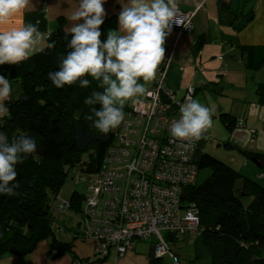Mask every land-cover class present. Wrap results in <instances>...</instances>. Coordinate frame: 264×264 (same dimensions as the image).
<instances>
[{
	"label": "trees",
	"instance_id": "16d2710c",
	"mask_svg": "<svg viewBox=\"0 0 264 264\" xmlns=\"http://www.w3.org/2000/svg\"><path fill=\"white\" fill-rule=\"evenodd\" d=\"M117 25V15L105 16L100 28L101 39L105 40L108 30L117 29ZM203 38L197 45L203 43ZM70 39L71 33L65 30L60 20L58 27L49 33L46 44L35 55L18 65H0V75L19 88L18 94H12L11 99L5 102L10 117L0 120V132L6 133L10 141L19 135L30 136L38 145L37 152L17 165L18 175L14 183H19V187L15 190L16 194H0V259L8 255L16 256L21 264H33L30 256L44 240L50 241L48 256L51 259L73 251L74 241L64 238L66 234H71L69 229L73 228L67 225L65 219L59 221L51 209L71 171H74V179L89 177L88 184L99 174L107 163L105 161L112 147L123 144L119 135L121 126L135 112V104L127 103L124 107L125 120L107 135L89 126L90 122L84 117L92 106L86 105L84 101L93 91L100 90L97 83L92 81L86 88L78 85L57 88L48 76L50 71H59L61 57L70 51ZM49 44L53 47L49 48ZM261 47L264 49V46ZM255 48L259 50L260 46L245 50L251 52ZM249 66L261 68L264 58L261 57L257 65ZM87 78L91 80V77ZM165 89L174 95L171 89ZM193 89L192 99L196 93V88ZM186 93L187 89L181 99L176 97V102L180 104L173 103L169 114L179 116V108L186 102ZM257 93L260 104L264 105V84L258 86ZM161 97L167 100L164 89ZM220 114L225 123L224 132L229 138L234 130L235 117L228 111ZM132 138L137 141L140 139L134 135ZM219 138L211 137L208 131L197 143L192 163L198 167V176L201 171L207 172L202 181L183 185V198L178 205L181 218L188 211L195 212L199 218L198 228L189 233L195 237V258L190 264H264V184L258 178L238 170L219 154L202 148L207 140L214 141L218 146L222 144L227 150L239 148L230 139L219 141ZM132 147L135 149V146ZM251 155L264 158V153ZM117 184L124 191V181L119 180ZM87 194V187L85 193L75 189L68 200L59 201L56 206L59 211L70 208L82 213L80 232L74 236L76 240H86L83 238V227ZM116 195L120 194L106 193V196ZM161 234L168 251L161 257L154 254L150 264H168L163 262L167 254L172 256L175 264H181V257L172 245L185 235L169 230H162ZM151 237L156 239L153 245H157L155 235L146 239L135 238L134 247L124 257L109 248L106 255L95 250L93 257L75 258L73 264L104 262L112 254L116 261L122 260L128 253L137 251L136 239L148 240Z\"/></svg>",
	"mask_w": 264,
	"mask_h": 264
},
{
	"label": "clouds",
	"instance_id": "9594fccd",
	"mask_svg": "<svg viewBox=\"0 0 264 264\" xmlns=\"http://www.w3.org/2000/svg\"><path fill=\"white\" fill-rule=\"evenodd\" d=\"M105 2L79 0L68 17L73 22L68 29L70 51L61 57L59 71H50L48 76L57 88H86L95 81L100 90L84 101L92 106L84 119L91 128L107 135L125 120L124 107L129 101L149 94L145 85L157 78L165 61L166 39L173 25L181 23L179 0H120L119 27L110 28L102 40ZM33 7L32 0H0V65H18L37 53L43 38L39 21L19 26L10 23ZM12 93V82L0 75V120L10 117L5 102ZM214 111V107L188 98L179 108L178 119L171 123V137L180 141L182 148L193 149L213 126ZM37 150L36 140L30 136L19 135L10 141L6 133L0 132V194H16L17 165Z\"/></svg>",
	"mask_w": 264,
	"mask_h": 264
},
{
	"label": "crops",
	"instance_id": "0c3cea01",
	"mask_svg": "<svg viewBox=\"0 0 264 264\" xmlns=\"http://www.w3.org/2000/svg\"><path fill=\"white\" fill-rule=\"evenodd\" d=\"M32 3L34 7L31 11L22 13L10 23L19 26L39 21L38 27L43 33L39 50L46 44L49 33L58 27L60 20L68 31L73 23L68 17L79 0H32ZM103 6L106 16L119 17L122 11L120 0H106ZM179 9L193 12L194 16L191 29L181 31L173 27L166 39L165 61H169L166 87L174 92L175 99H181L188 86L195 87L194 99L203 100L208 103V107H214L212 117L222 123V131H225V123L220 113L230 112L235 117V124L229 138H222L220 131L216 133L221 139L228 138L239 147L232 151L226 161L264 184V158L251 155L264 153V105L260 104L257 93L258 86L264 84V66L259 69L249 66L257 65L261 57L264 58V49L261 47L264 46V0H179ZM201 37H204V41L199 46L197 43ZM253 46L260 48L251 52L245 50ZM165 61L161 63L159 72ZM155 80L151 81L148 90L155 85ZM12 86V94L16 96L19 88L14 84ZM200 92L203 94L197 98ZM208 131L211 134V130ZM251 157L262 159L261 166ZM80 229L78 222L76 229H69L72 235L64 236L66 240L74 241L72 252L51 259L48 256L50 241L44 240L30 256L33 264H73L75 258L93 257V241L74 238ZM149 248V255L133 251L130 256L143 258L141 264H150L154 248L152 245ZM125 262L117 261L118 264H127ZM0 264L21 263L18 257L8 255L0 259Z\"/></svg>",
	"mask_w": 264,
	"mask_h": 264
},
{
	"label": "built area",
	"instance_id": "2783aa9c",
	"mask_svg": "<svg viewBox=\"0 0 264 264\" xmlns=\"http://www.w3.org/2000/svg\"><path fill=\"white\" fill-rule=\"evenodd\" d=\"M193 16V12L179 9L181 24L173 27L181 31L191 29ZM168 63L165 61L160 69L148 100L137 101L135 112L121 126L119 135L123 144L112 147L107 163L87 186L83 238L93 241L95 250L101 254H108L111 248L124 257L134 247L135 238L155 235L158 244L152 245L154 254L161 257L168 251L162 230L186 236L198 228L196 213L188 211L181 218L178 205L183 185L198 179V167L192 162L199 141L193 149H184L180 141L171 137V123L179 116L169 114V110L173 103H180L165 89ZM163 89L167 100L161 97ZM194 92L188 86L185 99L192 98ZM139 131L137 141L132 136ZM119 180L124 181V191L117 184ZM108 192L120 195L106 196Z\"/></svg>",
	"mask_w": 264,
	"mask_h": 264
},
{
	"label": "rangeland",
	"instance_id": "374dc122",
	"mask_svg": "<svg viewBox=\"0 0 264 264\" xmlns=\"http://www.w3.org/2000/svg\"><path fill=\"white\" fill-rule=\"evenodd\" d=\"M159 74V71L157 72V75ZM140 83H144L143 81H140ZM152 85L151 81L148 82L145 86L146 88H150ZM203 93L200 92L197 94V98H199ZM148 99L146 96L140 97L138 99H136L135 101H129V104H135L137 101L140 102H146ZM202 104H204L205 106H208V103L203 101L201 102ZM212 119H214V117H212ZM215 122L213 123L212 129L211 130V137L213 138H219L217 136V132H222V138H226L227 137V133L222 131V123H220L219 120L214 119ZM143 125H140L139 130L141 131ZM140 131L138 133H136L134 135V137H139L140 136ZM219 141L222 139H218ZM202 148L205 151L211 152V153H216L219 154V156H221L222 158H225V160L228 158H230V155H232V151L233 150H227L222 144H220V146L216 145V143L214 141H210L207 140L204 142V144L202 145ZM207 171H201L197 181L200 182L202 181V179L205 177ZM74 175V171H71L69 174V177L67 178L66 183L64 184L63 188L61 189V192L58 196L57 201H55L51 212H54V215L60 220L65 219V221H67V225L71 226L73 229L77 228V224L80 221V219L82 220L83 216L81 212H76L70 208H67L64 211H59L56 209L57 204L59 203V201H65L68 200L70 198V194L72 193L73 190L77 189L79 191H81L82 193L86 192V187L88 186V179L89 177H85V178H81V179H74L73 178ZM57 202V203H56ZM53 216V215H52ZM54 217V216H53ZM72 229V230H73ZM195 237L193 235H186L185 237L181 238V240H177L174 242L173 249L179 254V257H181V264H190L191 261L195 258V250L193 248V241H194ZM136 244L138 243V246L136 248L137 251H142L144 253H146L147 255H149L151 253V251L149 250L150 245L155 244L156 239L154 237L149 238L148 240H142V239H136ZM94 244V242H93ZM142 253V254H144ZM131 253H128V255L126 256L125 260H121L122 262H125L127 264H141L143 262V258L141 257H137L134 258L132 256H130ZM148 260V259H147ZM163 262H166L168 264H175L174 259L172 258V256L170 254H167L163 257ZM193 263V262H192ZM96 264H118L115 258V255L112 254L110 256L109 259H107V261L104 262H98ZM122 264V263H119Z\"/></svg>",
	"mask_w": 264,
	"mask_h": 264
},
{
	"label": "water",
	"instance_id": "95a60500",
	"mask_svg": "<svg viewBox=\"0 0 264 264\" xmlns=\"http://www.w3.org/2000/svg\"><path fill=\"white\" fill-rule=\"evenodd\" d=\"M251 159L260 167L261 166V164H260V161L262 160V159H260V158H257V157H251ZM182 198H183V195H182ZM151 249V248H150Z\"/></svg>",
	"mask_w": 264,
	"mask_h": 264
}]
</instances>
